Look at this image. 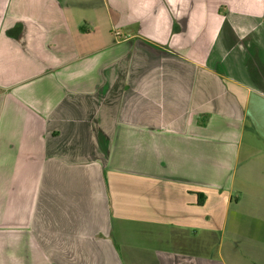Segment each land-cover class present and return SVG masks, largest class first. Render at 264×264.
<instances>
[{"label": "crops", "instance_id": "obj_1", "mask_svg": "<svg viewBox=\"0 0 264 264\" xmlns=\"http://www.w3.org/2000/svg\"><path fill=\"white\" fill-rule=\"evenodd\" d=\"M0 264H264V0H0Z\"/></svg>", "mask_w": 264, "mask_h": 264}]
</instances>
